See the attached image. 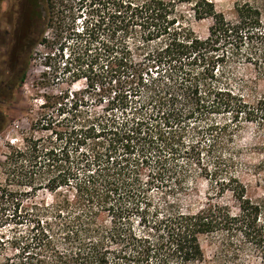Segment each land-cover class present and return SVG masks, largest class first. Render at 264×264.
I'll return each mask as SVG.
<instances>
[{
    "label": "trees",
    "instance_id": "1",
    "mask_svg": "<svg viewBox=\"0 0 264 264\" xmlns=\"http://www.w3.org/2000/svg\"><path fill=\"white\" fill-rule=\"evenodd\" d=\"M177 4L191 5L196 21L211 20L206 38L175 26ZM21 6L16 28L1 35L0 132L7 124L3 106L24 83L48 31L54 39L72 31L84 48L94 46L96 57L113 65L115 85L129 88L136 102L121 91L112 99L121 119L68 124L51 131L49 147L38 151L31 141L33 151L7 158H28L33 191L69 195L34 205L26 235L0 244L4 253L10 249L0 264H206L201 242L207 239L218 241L220 264H264V203L247 197L236 172L201 160L206 144L232 142L242 124L255 128L264 151L260 10L236 5L228 20L211 0H26ZM82 10L81 31L69 29ZM131 36L137 49L148 50L143 63H134ZM228 47L248 48L245 61L254 69L253 79L237 88L217 75ZM147 66L156 73L149 75ZM221 116L228 121L213 122ZM200 181L205 203L195 208Z\"/></svg>",
    "mask_w": 264,
    "mask_h": 264
},
{
    "label": "rangeland",
    "instance_id": "2",
    "mask_svg": "<svg viewBox=\"0 0 264 264\" xmlns=\"http://www.w3.org/2000/svg\"><path fill=\"white\" fill-rule=\"evenodd\" d=\"M211 1L216 11L228 20L232 19L236 5L248 3L260 10L264 23V0ZM22 2L25 3L26 0H8L0 6L4 22L12 17V14L16 19L14 13ZM81 13L82 18L69 29L81 31L86 11L82 10ZM175 16V26L189 27L196 36L202 39L207 37L212 22L210 19L194 20L191 5L177 4ZM2 27L8 29L5 24ZM71 32L63 34L61 39H54V32H47L48 43L34 49L24 83L16 90L13 100L3 106L7 124L0 132V244L7 243L12 237L26 235L27 220L34 210V205H51L60 201L62 196L69 195L63 190L56 195L45 190L33 191L29 184L28 158L17 162L13 159L7 160L13 151H33L30 148L31 141H38L37 149L41 151L43 147H49L51 131H63L68 124L84 125L110 116L121 119L118 103L112 102L114 95L120 94L121 91V96L127 95L128 101L136 102L134 98H129V88L122 89L115 85L116 78L109 73L113 65L106 62L103 56L96 57L94 46L84 48L80 42L82 37H74ZM134 39L135 37H130L134 63H143L148 50L137 49L140 46ZM151 48L155 46L151 45ZM225 51L227 54L224 63L217 66V75L220 78L222 76L221 83L237 88L243 81L245 83L253 79L254 69L245 61L244 53L249 51L248 48L239 52L228 47ZM70 59L73 61L70 62ZM69 62L68 68H64V64ZM148 71L149 75L155 74L156 68L149 66ZM261 87L263 89L262 85ZM121 105L122 103L119 104L120 107ZM127 112L130 114L129 110ZM215 119L213 122L224 123L229 117L221 116ZM254 131L252 125L242 124L234 133L232 142L227 144L221 141L214 148H209L206 144L201 151V160L202 163H209L211 168L216 162L220 163L222 169L227 166L230 172H236L237 177L246 186L247 197L252 201L264 203V151L258 148ZM229 156L234 157L233 164L227 162ZM198 190L194 193L196 198L192 202L195 208L205 203L204 193L207 188L201 181ZM224 201H230V196L226 195ZM217 242L202 240L206 264H220L216 260L219 251ZM9 251V246L5 253L0 247V262L1 254L10 255Z\"/></svg>",
    "mask_w": 264,
    "mask_h": 264
},
{
    "label": "flooded vegetation",
    "instance_id": "3",
    "mask_svg": "<svg viewBox=\"0 0 264 264\" xmlns=\"http://www.w3.org/2000/svg\"><path fill=\"white\" fill-rule=\"evenodd\" d=\"M8 0H0V6L4 3V2H7ZM22 3H20L19 7L21 9V6ZM19 9V10H20ZM19 10H17L14 14H16ZM0 12H1V9H0ZM15 16V15H14ZM5 17H6V14H5ZM10 17V16H9ZM16 17V16H15ZM3 18H4V15L0 14V43L2 41V32L3 31H6V32H9V31H13L15 28H16V22H15V19L13 18V14H12V17H10L9 19H6L5 22L3 21ZM5 24V27L8 28V29H4L2 26ZM2 53V49H0V55Z\"/></svg>",
    "mask_w": 264,
    "mask_h": 264
}]
</instances>
